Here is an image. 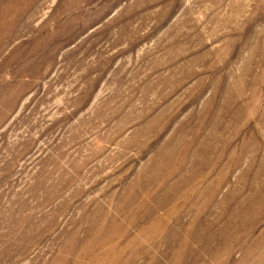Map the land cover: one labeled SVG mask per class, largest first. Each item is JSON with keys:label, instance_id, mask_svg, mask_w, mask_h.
Returning <instances> with one entry per match:
<instances>
[{"label": "rangeland", "instance_id": "1", "mask_svg": "<svg viewBox=\"0 0 264 264\" xmlns=\"http://www.w3.org/2000/svg\"><path fill=\"white\" fill-rule=\"evenodd\" d=\"M0 264H264V0H0Z\"/></svg>", "mask_w": 264, "mask_h": 264}]
</instances>
